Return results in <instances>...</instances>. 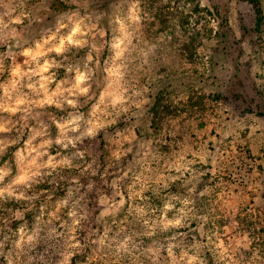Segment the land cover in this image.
Listing matches in <instances>:
<instances>
[{"label":"rangeland","instance_id":"rangeland-1","mask_svg":"<svg viewBox=\"0 0 264 264\" xmlns=\"http://www.w3.org/2000/svg\"><path fill=\"white\" fill-rule=\"evenodd\" d=\"M130 2L0 0V14L9 10L28 12L31 22L25 20L21 26L27 37L77 10L92 13L94 19L100 17L99 26L107 31L109 14L117 7L126 13ZM139 3L141 22L135 25V48L128 55L121 81L130 101L115 109L110 107L111 115L105 118L110 122L95 136L83 137L75 148L61 149L53 144L50 153L59 152L56 158H67L70 165H58L51 174L49 169L41 168L30 181V188L18 186V191L34 197L32 201H0V228L6 233L26 220L31 230L40 205L55 207L67 199L68 206L58 213L61 220L71 223L67 212L72 207L86 217L77 229L81 248L72 264H89L88 258L93 256L97 259L90 264H132L127 253L117 260L114 248L98 249L93 243L105 230L109 238L116 237L117 241L132 236V242L142 248L166 245V238L174 234L176 242L183 246L203 245L208 235L218 233L226 243L231 241L234 264H264V0ZM3 51L0 44V53ZM86 51L73 49L65 63L75 62ZM109 55L107 49L99 53L94 91L104 85L102 69ZM64 76V69H59L58 77ZM6 77L5 72L3 78ZM85 99L82 97L81 102ZM90 103L81 108L86 115ZM66 115L67 110L51 108L41 117L50 125L53 139L57 129L52 116ZM18 135L13 130L0 134V139H16ZM18 146L11 145L0 155V165L7 160L13 173L17 171L13 152ZM78 151L83 152V157L76 154ZM176 165L181 166L179 170ZM137 176L146 181L143 199L129 198L130 185L135 184L133 191L141 188ZM117 192L123 193L126 202L113 210L111 205L120 200ZM103 198H107L106 203H101ZM169 200L175 205L167 213L170 219L179 215L177 209L183 207L184 200L191 202L187 206L191 212L183 221L187 226L164 232L158 228L155 236L144 235L148 229L130 205L144 207L151 219L161 215ZM29 203L34 206L25 213L24 220L14 219L13 213L27 208ZM105 210L108 214L102 217ZM59 223L54 220L42 226L32 253L36 256L33 264H58L62 259L66 235H48L52 227L66 232L58 227ZM245 234L247 240L242 239ZM200 254L204 264H225L211 245L202 247ZM0 264H4L2 258Z\"/></svg>","mask_w":264,"mask_h":264},{"label":"clouds","instance_id":"clouds-1","mask_svg":"<svg viewBox=\"0 0 264 264\" xmlns=\"http://www.w3.org/2000/svg\"><path fill=\"white\" fill-rule=\"evenodd\" d=\"M25 20L31 22V17L26 11L18 14L9 10L0 14V44L5 48V51L0 53V134L12 133L13 130L19 133L16 139H0V155L7 147L19 144L13 152L17 171L13 173L7 160L0 165V201L10 198H15L17 201H32L34 197L26 195L24 190L18 191V186L24 185L25 189L30 188L32 186L30 181L40 174L41 168L49 169L48 174H51L58 165L71 163L67 158L58 160L56 157L60 155L59 152L50 153L49 149L52 145H59L61 149H68L69 146L75 148L83 137L95 136L98 129L110 122L105 119L111 115L110 107L115 109L117 105L123 106L130 101V97L126 95L128 89L121 81L126 73L128 55L135 48L133 44L135 25L141 22V8L139 0H131L126 13H122L117 7L108 16L107 31L99 26L100 17L94 19L92 13L88 11L83 14L79 10L73 11L57 19L53 26L44 28L30 37L23 34L21 26L24 25ZM85 48L87 51L82 58L65 63L68 61L67 54L73 49ZM105 49L110 55L105 58L102 69L104 85L97 86L98 90L94 91V77L100 69L99 53ZM5 59L8 60L7 65ZM61 68L65 72L63 78L58 77ZM5 72L7 77L3 78ZM82 97L86 98L83 103ZM89 102L91 103L86 115L81 108ZM51 108L61 112L67 110L66 116L51 118L52 124L57 129L54 139L50 134V125L41 118L46 110ZM30 120L34 123H30ZM76 133L79 134L75 135ZM21 140H23L22 144H20ZM76 154L83 157L82 151ZM45 156L46 160L43 159ZM176 167L179 170L181 166L176 165ZM187 170L185 167V171ZM136 180L141 183V188L133 191L135 184L130 185L129 198L143 199L141 194L147 186L146 181L141 176H137ZM116 194L120 196V200L111 205L113 210H118L126 202L123 193ZM106 202L107 198L101 199V203ZM190 203L184 200L183 207L177 209L179 215L171 219L167 216L168 211L175 207L171 200L164 203L159 217L151 219L147 218L148 211L144 207L135 205L130 207H135V211L147 227L148 230L144 235L151 237L156 235L158 228L164 232L169 228L187 226L183 221L191 212V208H187ZM33 206L29 203L27 208L17 209L13 213V218L24 220L25 213ZM66 206H68L67 199L59 201L55 207L40 205V213L36 216V223L31 230L28 229L26 220L15 230L8 228L6 233L0 228V235L3 237L0 238V258L4 264H33L36 256L32 253L40 239L42 226L52 224L54 220H60L58 227L66 230V232L57 231L56 227H52L48 232L50 237L53 234L57 237L66 235V248L60 253L62 259L58 264H72L73 258L81 248V242L77 239V229L81 220L86 217L84 214L78 215L72 207L67 212L71 223L61 220L58 213ZM151 211L155 213V209ZM107 214L105 210L100 215L103 217ZM7 223L8 221L5 220V226ZM199 228L203 234V224ZM166 239L168 241L166 245L142 248L132 242V236H125L123 240L117 241L116 237L109 238L108 231L105 230L93 243L98 245V249L114 248L113 255L117 260L123 253H127L132 264H145V262L204 264L200 254L201 248L211 245L219 253L220 258L225 260V264H234L235 258L230 252L231 241L226 243L218 233L208 235L203 245L196 243L183 246L176 242L175 234ZM242 239L247 240V234ZM130 243L131 247H129ZM239 243L240 241H237V244ZM248 246V244L244 245L245 248ZM96 259V256L88 258L89 264Z\"/></svg>","mask_w":264,"mask_h":264},{"label":"trees","instance_id":"trees-1","mask_svg":"<svg viewBox=\"0 0 264 264\" xmlns=\"http://www.w3.org/2000/svg\"><path fill=\"white\" fill-rule=\"evenodd\" d=\"M249 1H252V0H249ZM258 19H259V18H258ZM258 19H257V22H256V23H257V25L259 24V22H258ZM261 158H262V160H263V162H264V152H263V155H262V157H261ZM261 229H262V228H261ZM262 231H263V230H262Z\"/></svg>","mask_w":264,"mask_h":264}]
</instances>
